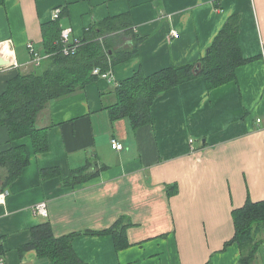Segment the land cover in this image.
Here are the masks:
<instances>
[{
  "label": "crops",
  "instance_id": "crops-1",
  "mask_svg": "<svg viewBox=\"0 0 264 264\" xmlns=\"http://www.w3.org/2000/svg\"><path fill=\"white\" fill-rule=\"evenodd\" d=\"M55 9L61 12L54 20ZM125 13L142 38L137 55L108 79L39 113L35 125L46 131V152L35 153L29 136L10 141L0 127V153L21 147L28 157L6 189L0 167L6 264H47L35 250L20 252L40 223L48 222L58 238L103 231L121 219L128 225L126 248L116 249L111 235H80L72 241L76 256L86 264H239L242 258L237 243L225 245L234 236L233 210L264 201V127L256 123L264 116V0H4L0 43L11 40L13 54L2 57L17 67L0 69V95L18 74L46 66L45 24L58 20L74 43L94 22ZM235 14L242 55L252 60L236 69L235 81L208 91L194 79L167 91L152 106V125L133 129L129 120L111 118L104 106L113 102L114 86L139 70L196 63ZM130 42L122 36L115 47ZM30 43L42 59L38 66L30 62ZM112 141L122 148L112 149ZM86 162L98 175L65 186L70 171ZM42 201L47 218L34 212ZM249 264H264V245Z\"/></svg>",
  "mask_w": 264,
  "mask_h": 264
},
{
  "label": "trees",
  "instance_id": "trees-1",
  "mask_svg": "<svg viewBox=\"0 0 264 264\" xmlns=\"http://www.w3.org/2000/svg\"><path fill=\"white\" fill-rule=\"evenodd\" d=\"M3 4L4 0H0V5ZM61 31L58 20L44 25L42 35L46 66L27 74H18L8 81L0 95V127L7 128L10 141L29 136L35 153L48 149L45 129L35 125L39 113L52 101L84 91L86 85L100 78L92 73L94 69H98L100 74L111 73L116 65L136 56L142 43V38L134 33L129 13L91 24L83 38L75 44L74 53H63ZM239 32V15L228 17L205 55L196 63L171 66L153 74L139 70L113 87V102L106 104L104 109L108 110L112 119H127L133 129H138L154 123L152 106L171 89L194 79H202L208 91L235 81L236 69L252 61L242 55ZM122 36H129L131 42L116 48L115 41ZM196 66L198 73H194ZM27 163L26 151L21 147H11L0 153V167L7 171L2 189L20 176ZM97 175L98 170L93 171L90 163L86 162L84 166L70 171L64 185L74 187ZM232 217L234 236L225 246L237 243L243 251L239 264H249L256 248L264 245V239L258 238L264 232V201L254 203L248 200L244 206L233 210ZM127 227L121 219L103 231L74 232L56 238L50 224L43 222L30 229V242L20 248V252L35 250L39 258L47 259V264H86L72 248L75 237L111 235L119 250L128 246L124 236Z\"/></svg>",
  "mask_w": 264,
  "mask_h": 264
},
{
  "label": "built area",
  "instance_id": "built-area-1",
  "mask_svg": "<svg viewBox=\"0 0 264 264\" xmlns=\"http://www.w3.org/2000/svg\"><path fill=\"white\" fill-rule=\"evenodd\" d=\"M60 12H61L60 9H55L53 11L52 17L54 20L58 19ZM70 35H71V29H63L61 31L60 43L62 45V51L65 54L74 53V51H75V44L77 43V41H75L74 43H71L70 42ZM171 37L177 38L178 35L175 32H172ZM28 52L30 55V62L32 64H34L35 66H38L40 64L41 58L38 55V53L35 51V49L31 43L28 45ZM3 54L8 55L10 57L12 56L13 50L11 48V40H7L5 42L0 43V58H2L4 61H6L5 58L2 57ZM8 60H9V64H7V66L17 67V64L15 62L13 63V61H11L10 59H8ZM1 68H3V66H0V69ZM92 73L94 75H99L100 78H103V79H108L110 74H111L110 72L106 73V74H100L98 69H94ZM256 123L258 125L264 127V116L259 117L256 120ZM121 148L122 147L120 144L112 141V149L120 150ZM4 202H5V194L2 193V194H0V204H4ZM34 212H35L36 216H39L42 218H47L48 217V209H47L46 202L42 201V202L36 204L34 207ZM0 264H6V261L3 257V255H1V254H0Z\"/></svg>",
  "mask_w": 264,
  "mask_h": 264
},
{
  "label": "water",
  "instance_id": "water-1",
  "mask_svg": "<svg viewBox=\"0 0 264 264\" xmlns=\"http://www.w3.org/2000/svg\"><path fill=\"white\" fill-rule=\"evenodd\" d=\"M9 64V60L4 61L2 58H0V66ZM194 73H198V66H196Z\"/></svg>",
  "mask_w": 264,
  "mask_h": 264
},
{
  "label": "rangeland",
  "instance_id": "rangeland-1",
  "mask_svg": "<svg viewBox=\"0 0 264 264\" xmlns=\"http://www.w3.org/2000/svg\"><path fill=\"white\" fill-rule=\"evenodd\" d=\"M118 66V65H117ZM116 67V66H115ZM41 69V68H40ZM40 69H38V70H40ZM262 247V246H261Z\"/></svg>",
  "mask_w": 264,
  "mask_h": 264
}]
</instances>
